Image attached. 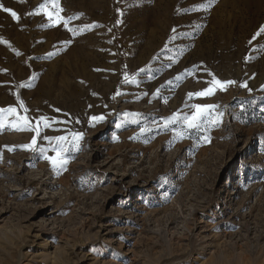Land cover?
Listing matches in <instances>:
<instances>
[{
  "label": "rangeland",
  "instance_id": "374dc122",
  "mask_svg": "<svg viewBox=\"0 0 264 264\" xmlns=\"http://www.w3.org/2000/svg\"><path fill=\"white\" fill-rule=\"evenodd\" d=\"M0 6V264H264V0Z\"/></svg>",
  "mask_w": 264,
  "mask_h": 264
},
{
  "label": "snow or ice",
  "instance_id": "6c2138e0",
  "mask_svg": "<svg viewBox=\"0 0 264 264\" xmlns=\"http://www.w3.org/2000/svg\"><path fill=\"white\" fill-rule=\"evenodd\" d=\"M52 6H53V8H58V0H52ZM0 7H2V6H0ZM40 7L44 8L45 5H41ZM3 10L5 12H10L13 19H18L17 14L14 11H12L11 9L4 8ZM48 15H49L50 19L53 17V15H56V21L57 22H59L62 19L61 17L58 16V14H55V13H48ZM65 27H67L66 22H65ZM261 33H264V26H262L261 29L259 30V32H257L253 36V39H255L256 36L260 35ZM207 83L209 85L207 88H205L199 92H196V93H189V96L190 97L193 95L198 96V97L209 96V95L214 94L217 89L225 90L226 86L233 84L234 81H220V80L216 79L215 76H213L211 81H208ZM213 107L214 106H212V105H200V104L193 105V108L195 109V111L193 112L192 116L184 118L188 122L187 127L188 128L199 127V124H200L201 120L204 118L205 114L209 110H211ZM4 111H7L9 113H14L15 109H12V108H9L7 110L0 109V112H4ZM18 119L24 121L22 127H26L29 130H33L32 126L28 123L27 118L19 117ZM91 119L93 121H96V120H99L102 118L101 117H92ZM172 119H175V116ZM41 124H43V127H49L50 126L49 123L47 122L46 118L42 117L41 120L37 122V126L35 128L36 135L33 136L31 143L27 144V145H23L22 146L23 148H25L27 150H34V151L35 150L44 151V149H36V147H35L36 143H37V136H39ZM45 139H50V138L45 137ZM56 139L58 142H62L65 140V137H57ZM75 139L79 140L80 136L77 135L75 137ZM9 150H11V149H9ZM45 159H47L49 161V163L51 164V166L53 167L54 170L57 168L63 167L67 163V160L63 156V150L62 149L57 150L55 156H45Z\"/></svg>",
  "mask_w": 264,
  "mask_h": 264
}]
</instances>
